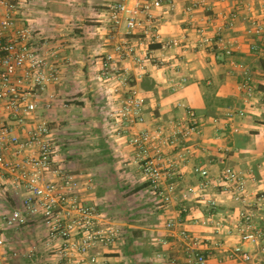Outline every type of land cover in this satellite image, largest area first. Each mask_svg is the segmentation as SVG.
I'll use <instances>...</instances> for the list:
<instances>
[{"label":"crops","instance_id":"0c3cea01","mask_svg":"<svg viewBox=\"0 0 264 264\" xmlns=\"http://www.w3.org/2000/svg\"><path fill=\"white\" fill-rule=\"evenodd\" d=\"M114 1L27 0L19 13L20 21L35 28L39 43H46L50 58L63 73L60 85L49 86L58 94L56 108L40 113L62 126V137L78 144L70 153H81L89 164L85 170L74 172L82 174L85 181L91 178L92 185L83 190L84 195L122 228L118 242L105 250L108 264H164L169 255L185 264V243L177 230L171 232L165 226L183 206L187 208L183 227L191 233L204 238L215 236L213 227L206 224L209 214L226 229L234 230L222 235L223 247L207 253L206 264H264V241L244 245L254 255L251 262L229 256L230 249L240 243L236 229L242 214L247 210L256 212L253 201L264 190V53L259 55L250 47L259 40L254 23L264 16V0H164V6L156 11L160 39L150 48L160 58L171 57L177 70L150 64L139 76L140 68L133 61L127 63L136 74L132 84L146 96L149 125L185 116L186 107L198 114L204 130L201 144L206 150L193 153L179 191L200 183L201 177L192 171V165L207 167L213 174L232 166L248 177L247 202L232 199L222 186L209 187L206 194L218 201L211 212L199 198L182 201L177 195L169 204L157 199L133 162L129 136L116 134L107 120L111 106L108 96H112L113 88L98 77L101 57L117 42L141 40V35L129 33L124 24L116 30L109 27L107 6ZM233 15L235 24L228 27ZM199 27L213 33L220 29L213 50L195 47ZM171 39H180L181 46L164 48L163 44ZM229 46L235 48L232 56L225 53ZM230 60L246 65L254 73L257 91L251 104L242 100L243 71L234 69ZM181 76L187 77V83L172 90V79ZM240 108L246 109L245 116L227 117L229 110ZM216 118H220L219 126ZM255 223L264 230L263 212H256ZM44 234L36 233L34 225L9 231L13 243L0 247V264L43 263L44 255L35 245L36 240L46 245ZM162 238L170 243L163 245ZM31 249L36 254L30 257L27 253ZM46 249L52 252L49 246ZM158 253L166 256L158 257ZM47 260L48 264H61L53 252Z\"/></svg>","mask_w":264,"mask_h":264},{"label":"built area","instance_id":"2783aa9c","mask_svg":"<svg viewBox=\"0 0 264 264\" xmlns=\"http://www.w3.org/2000/svg\"><path fill=\"white\" fill-rule=\"evenodd\" d=\"M24 1L27 0H0V247L9 246L8 230L38 225L45 233L46 245L61 264H108L105 250L118 242L122 228L84 195L83 190L92 187L91 178L85 181L82 174L64 168L61 149L66 140L58 133L56 121L40 113L56 108L58 94L50 91L49 86L60 85L63 73L50 58L46 43H39L36 30L20 21ZM163 6L164 0H115L107 6L108 25L112 30L124 24L129 33L141 35L139 41L115 43L113 50L101 57L98 77L113 88L112 96H108L111 106L107 120L116 134L129 136L134 149L133 162L161 202L169 204L177 195L182 201L199 198L211 212L218 204L215 197L206 194L212 185L222 186L223 192L236 201L247 202L248 177L232 166L213 174L207 167L192 165V171L201 181L179 191L184 169L193 153L206 150L201 144L204 130L192 107H186L185 116L148 124L146 96L132 84L136 74L127 63L133 61L140 68L139 76L144 75L150 64L177 70L171 57L160 58L150 48L160 39L155 21L156 11ZM234 20L235 15L227 26L233 27ZM254 24L259 40L250 47L260 55L264 53V16ZM218 30L213 33L199 27L195 47L213 50L220 34ZM179 46L180 39L163 44L164 48ZM234 51L233 46L225 48L228 56ZM230 65L243 71L242 100L251 104L257 91L253 71L236 60H230ZM187 81L186 76L172 79V90L184 87ZM226 115L243 117L246 109H232ZM214 121L220 125V118ZM253 203L257 213H264V190ZM184 212H187L186 206L180 208L177 216L169 218L165 226L171 232L177 230L185 243V264H206L207 253L223 247L222 235L232 234L234 230L226 229L209 214L206 224L213 227L215 236L201 237L183 227ZM256 212L247 210L242 214L236 229L240 243L230 249L231 258H240L245 263L254 260L253 253L244 245H260L264 241V230L255 223ZM160 242L170 243L168 238ZM33 254L35 249L27 253L30 257ZM164 264L181 263L169 255Z\"/></svg>","mask_w":264,"mask_h":264},{"label":"rangeland","instance_id":"374dc122","mask_svg":"<svg viewBox=\"0 0 264 264\" xmlns=\"http://www.w3.org/2000/svg\"><path fill=\"white\" fill-rule=\"evenodd\" d=\"M31 27H33V26L31 25ZM70 102H72V100H70ZM59 122L61 123V121H59ZM57 123L58 122H56L55 124H56V127L58 128V133H60V136L62 137L64 135V133H62L63 128H62V126H58ZM62 138H64V137H62ZM65 140H66V144L61 149V157H63L64 168H66L67 170H70L72 172L85 170L84 167H86L89 164V162L86 159L81 158V153H74V152L72 154L70 153L71 149L75 150L74 148L78 147V144L76 145L73 143V141L70 142L69 140L67 141V139H65ZM67 160H71L72 162L68 163ZM66 161H67V163H66ZM34 227L36 228V233H39V234L44 233L43 229L41 227H39L38 225H34ZM9 231H11V230H8L7 233H9ZM12 243L13 242L10 240L9 245H12ZM45 246L43 244V241L36 240L35 247L39 250L40 254L44 255L43 258L45 259V261L43 263L38 262V264H48L47 258H49L50 254H52V252L50 250L46 249L47 246L46 247Z\"/></svg>","mask_w":264,"mask_h":264}]
</instances>
